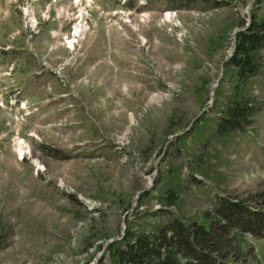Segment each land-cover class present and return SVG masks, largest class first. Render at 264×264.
Here are the masks:
<instances>
[{"label": "rangeland", "instance_id": "374dc122", "mask_svg": "<svg viewBox=\"0 0 264 264\" xmlns=\"http://www.w3.org/2000/svg\"><path fill=\"white\" fill-rule=\"evenodd\" d=\"M16 1L0 13V264H119L173 216L259 206L264 44L253 75L231 58L264 0ZM235 95L242 128H218ZM240 246L264 264V238Z\"/></svg>", "mask_w": 264, "mask_h": 264}, {"label": "trees", "instance_id": "16d2710c", "mask_svg": "<svg viewBox=\"0 0 264 264\" xmlns=\"http://www.w3.org/2000/svg\"><path fill=\"white\" fill-rule=\"evenodd\" d=\"M239 47L231 58L239 80L253 75V50L264 44V22H255L239 35ZM225 103L227 113L218 128L239 126L247 117L249 104L243 96ZM260 202V203H258ZM258 207L245 200L221 197L206 221H183L177 216L136 234L116 249L119 264H239L240 240L247 233L264 238V197Z\"/></svg>", "mask_w": 264, "mask_h": 264}, {"label": "crops", "instance_id": "0c3cea01", "mask_svg": "<svg viewBox=\"0 0 264 264\" xmlns=\"http://www.w3.org/2000/svg\"><path fill=\"white\" fill-rule=\"evenodd\" d=\"M70 1L72 3V0ZM48 5H50L49 11L59 8V5L61 6L60 9L63 13L69 8V5H66L64 0H57L56 2H54V0H35L36 13H39V11H44ZM10 9L9 0H0V13L7 14L9 11H11Z\"/></svg>", "mask_w": 264, "mask_h": 264}, {"label": "bare ground", "instance_id": "6f19581e", "mask_svg": "<svg viewBox=\"0 0 264 264\" xmlns=\"http://www.w3.org/2000/svg\"><path fill=\"white\" fill-rule=\"evenodd\" d=\"M168 18L171 20L173 18L172 15L169 14ZM79 30V29H78ZM81 33V32H80Z\"/></svg>", "mask_w": 264, "mask_h": 264}]
</instances>
